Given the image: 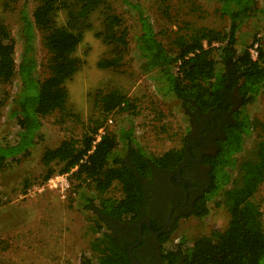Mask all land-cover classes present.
Segmentation results:
<instances>
[{"label": "trees", "instance_id": "trees-1", "mask_svg": "<svg viewBox=\"0 0 264 264\" xmlns=\"http://www.w3.org/2000/svg\"><path fill=\"white\" fill-rule=\"evenodd\" d=\"M4 1L0 0V6ZM117 1L138 17L140 32L136 48L143 61L142 69L156 72L153 80L158 90L179 99L187 114L197 110L208 112L223 105L232 85L238 88L243 100L241 110L235 112V123L226 129V138L219 144V152L208 159L212 170L210 184L190 215L206 218L208 203L216 201L229 213L227 228L210 237L198 238L191 247L181 242L176 249L166 250L164 257L183 258L184 264H264V213L254 201L264 184V137L244 150L253 126L263 127L264 131V124L253 122L245 110L264 90V49L259 47L256 61L249 53L254 43L239 49V35L256 11V0H209L217 2L221 14L228 17L229 30L226 33L208 28L191 30L176 40L174 55L158 39L139 3ZM158 1L164 11L169 8L167 0ZM36 3L32 16L26 9L21 14L19 59L16 40L0 18V88L10 87L16 77L20 80L11 111L20 126L19 142L14 146H0V169L9 159L19 161V156L35 146L41 137L43 118L57 111L67 113L65 85L86 65L76 52L92 28L91 19L95 14L104 17L105 30L98 36L114 50V57L102 59L98 67L120 68L128 50V31L123 29L122 18L112 13L108 0H36ZM59 11L67 14L63 25L54 18ZM36 32L42 36L50 54L49 76L44 80L36 75ZM217 50H220L218 61L213 55ZM7 95L4 90L0 112ZM96 102L104 121L115 113L128 116L137 113L133 101L119 90L99 93ZM102 129L101 140L94 144ZM183 152L184 149L171 150L162 156L150 157L138 144L131 119L117 134L105 131L100 120L81 140H65L44 152L42 163L50 169L44 180L54 175L51 166L58 165L59 173L71 175L72 193L77 195L83 208L96 212L91 246L96 259L83 257L81 264H134L127 255L130 244L119 238L106 220L138 222L144 216L147 184L153 179L154 168L173 169L182 160ZM114 185L120 187L121 198L105 197ZM171 233L163 235L162 242L167 243Z\"/></svg>", "mask_w": 264, "mask_h": 264}, {"label": "rangeland", "instance_id": "rangeland-1", "mask_svg": "<svg viewBox=\"0 0 264 264\" xmlns=\"http://www.w3.org/2000/svg\"><path fill=\"white\" fill-rule=\"evenodd\" d=\"M132 1L143 7L158 39L173 55L176 40L191 30L208 28L222 33L229 30L228 17L221 14L220 5L214 1L167 0L169 8L166 11L158 0ZM108 2L112 13L122 18L123 29L128 31V50L123 55L120 68L98 67L102 59L114 57V50L98 36L105 30L104 17L95 14L91 19L92 28L86 32L76 52L78 57L86 61V65L65 85L67 113L57 111L43 118L41 137L35 146L25 155L19 156V161L11 162L9 159L0 169V264H81L83 257L96 259L91 250L96 212L84 209L77 195L72 193L73 182L69 173L67 180L70 186L65 192L49 182L57 176L66 175L59 173L58 165L51 166L55 173L48 181L44 180L50 171L42 163V156L47 149L56 148L65 140H81L100 120L105 131L117 134L129 119L133 120L138 144L150 157L184 148L189 126L186 107L174 95H164L158 90L153 80L156 72L142 69L143 61L136 48V37L140 32L137 15L117 0ZM36 6V0H6L1 3L0 18L16 40L18 59L22 47V11L26 9L32 16ZM255 7L256 11L239 35V49L250 47L256 41L264 49V0H256ZM54 18L63 25L67 14L59 11ZM35 44L38 62L36 75L39 80H44L49 76L47 65L50 54L38 32ZM213 55L218 61L220 50ZM19 87L20 80L16 77L10 87L0 88V97L4 90L8 92L6 104L0 112V146L3 147L14 146L19 142L20 126L11 116L13 99ZM111 90H119L133 101L137 108L136 115L115 113L104 121L96 98L99 93ZM245 110L253 122L264 124V90ZM262 137L263 127L253 126L244 150ZM104 196L121 198L120 187L114 185ZM254 201L264 213V184ZM208 208L209 215L206 218L189 216L177 221L166 247L174 250L181 242L191 247L200 237H210L214 232L224 231L230 219L227 209L218 206L216 201L209 202Z\"/></svg>", "mask_w": 264, "mask_h": 264}, {"label": "flooded vegetation", "instance_id": "flooded-vegetation-1", "mask_svg": "<svg viewBox=\"0 0 264 264\" xmlns=\"http://www.w3.org/2000/svg\"><path fill=\"white\" fill-rule=\"evenodd\" d=\"M242 101L238 88L232 85L223 105L208 112L189 113L182 160L173 169L154 168L153 179L147 184L144 216L136 223L106 220L114 233L130 244L128 249L133 247L132 253L140 263L184 264L183 258L164 257L170 249L162 236L170 233L177 221L189 217L204 196L212 171L208 159L219 152V144L226 138V129L235 123V112L241 110Z\"/></svg>", "mask_w": 264, "mask_h": 264}, {"label": "built area", "instance_id": "built-area-1", "mask_svg": "<svg viewBox=\"0 0 264 264\" xmlns=\"http://www.w3.org/2000/svg\"><path fill=\"white\" fill-rule=\"evenodd\" d=\"M204 46L207 47V43H204ZM259 47H260V43L259 41H256V43H254L252 45V47H250L249 49V53L251 55V58L253 61H256L259 57ZM111 123V121H110ZM104 134V130H100L99 135L97 136L96 141L94 142V144H97L100 140H101V136ZM67 176L66 175H62V176H57L55 179H51L49 180L50 183H53L56 187H60L62 192H65L68 188H69V183L67 180Z\"/></svg>", "mask_w": 264, "mask_h": 264}, {"label": "water", "instance_id": "water-1", "mask_svg": "<svg viewBox=\"0 0 264 264\" xmlns=\"http://www.w3.org/2000/svg\"><path fill=\"white\" fill-rule=\"evenodd\" d=\"M140 232H141V228H140ZM140 239H141V237H140ZM140 242V240L137 242V244ZM132 249H133V247L131 246L128 250H127V255H128V257L131 259V261L134 263V264H142V263H140L136 258H135V256L133 255V253H132Z\"/></svg>", "mask_w": 264, "mask_h": 264}]
</instances>
